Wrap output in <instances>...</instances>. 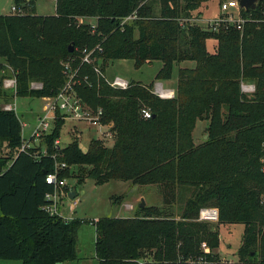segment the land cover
I'll return each mask as SVG.
<instances>
[{
  "label": "trees",
  "instance_id": "obj_1",
  "mask_svg": "<svg viewBox=\"0 0 264 264\" xmlns=\"http://www.w3.org/2000/svg\"><path fill=\"white\" fill-rule=\"evenodd\" d=\"M12 1L21 12L0 15V70L12 69L14 96H55L65 82L63 63L75 58L78 77L88 78L75 88L77 96L91 109H103L113 145L95 141L85 152L74 140L54 146L63 122L57 120L42 146L20 152L22 125L14 111L0 106V142L7 150L0 155V260L77 259V230L85 220L66 221L41 210L53 193L45 177L64 164L59 177L78 184L91 179L96 185L122 181L160 188L163 207L93 221L98 264H264V0L253 10L239 9L241 29L222 24L216 31L189 23L212 0H55L50 16L36 14L38 0ZM97 46L95 62L81 64V50ZM115 60H131L136 69L160 61L157 81H169L176 64L192 66L178 69L175 97L161 99L153 83L111 88L104 73ZM32 82L41 88L31 89ZM243 84L253 92L242 93ZM3 96L11 97L5 91ZM144 108L149 119L141 117ZM199 121L208 123L207 138L196 145ZM43 146L46 155H37ZM184 191L190 195L177 220L169 208ZM202 208L217 209L216 225L197 220ZM231 224L244 229L238 261L224 262L216 253L218 228Z\"/></svg>",
  "mask_w": 264,
  "mask_h": 264
},
{
  "label": "rangeland",
  "instance_id": "obj_2",
  "mask_svg": "<svg viewBox=\"0 0 264 264\" xmlns=\"http://www.w3.org/2000/svg\"><path fill=\"white\" fill-rule=\"evenodd\" d=\"M224 1L232 0H212L210 3L204 6L202 17L194 13L189 20L190 24L198 25L203 29H212L215 27V20L218 18H226L228 15L223 14L219 9V4ZM55 0H38L35 3V9L37 15L50 16L55 13ZM14 7L12 0H0V15L16 14L11 8ZM17 9L19 7L15 6ZM159 9V5L155 4V10ZM229 14L236 15L237 10H230ZM81 23H87L95 25V20L82 19ZM135 36L137 34L135 33ZM212 40L207 42V49L209 52L213 51ZM1 61V60H0ZM1 64V63H0ZM162 64L160 61H154L152 64L143 65L139 69L134 67V62L131 60H115L109 63L104 75L107 83L112 82L116 78L124 79L129 82H139L144 85L153 83V87L156 84H160L164 90H172L174 95L176 94L177 84V71L179 68L191 67L192 64L184 62L176 64L173 68L171 79L166 81H157L155 76ZM6 67L5 70H0V106L3 108L5 105L16 106V116L22 125V136L25 143L33 146L34 143L30 141L31 135L34 129L37 127V119L43 113V108L46 104L44 99L32 98V97H16L12 90L4 89L3 81L11 77V72ZM11 69V68H10ZM8 70V71H7ZM3 71V72H2ZM2 72V73H1ZM3 75V76H2ZM2 79V80H1ZM34 87H41L40 83L32 82ZM241 85V91L245 93ZM252 86V85H251ZM33 90H36L33 88ZM11 97L6 100L3 96V92ZM156 95V94H155ZM57 122V121H56ZM55 122V123H56ZM54 123V127H55ZM207 121H199L196 123L193 139L196 145L201 144L207 138ZM103 130H98L94 127H89L85 124L75 123L67 120L63 121L60 125V137L59 146L65 147L72 140L77 141L82 151H87L89 145L92 142L99 141L105 147H112L113 138H108L102 135ZM38 146L43 145L42 139L39 140ZM36 146V147H38ZM42 148H45L44 146ZM37 150V148H35ZM39 151V150H38ZM7 150L5 143L0 142V155H5ZM74 174L78 175V168L73 169ZM82 174V173H81ZM83 177V176H82ZM66 187L63 191H58L59 197L56 200L57 215L63 220L64 217L70 219L85 220L77 230L76 240V256L77 259L73 262L66 264H98L95 254V228L93 221L99 218H124L127 216H134L137 212V208L140 206L141 201L145 203V207L156 206L163 207V198L160 188L157 185L137 186L133 190L130 188L129 182L122 181H108L101 185H96L91 179H85L81 183H77L76 178H70L66 180ZM77 194L74 199H69L68 195L71 190ZM189 192H178L177 199L174 204L169 208V212L173 213V216L178 220L179 209L184 205V201L189 197ZM138 196L143 197L141 200H137ZM74 204V206H73ZM133 204V210H127L126 205ZM215 209V208H214ZM217 223V222H216ZM216 223H212L216 225ZM243 225L231 224L221 225L218 228L219 233V247L216 250L218 257L226 262H237V250L241 245V239L243 234Z\"/></svg>",
  "mask_w": 264,
  "mask_h": 264
},
{
  "label": "built area",
  "instance_id": "obj_3",
  "mask_svg": "<svg viewBox=\"0 0 264 264\" xmlns=\"http://www.w3.org/2000/svg\"><path fill=\"white\" fill-rule=\"evenodd\" d=\"M219 9L223 14H227L228 16L224 19L218 18L215 20V27L213 30H217L220 25H236L237 29H241L242 24H244V20L240 17L239 14V5L237 0L232 1H224L219 4ZM237 10V14H229L230 10ZM13 12L19 13L21 12L15 6L11 8ZM132 20V17L126 18L125 21ZM94 26V25H92ZM101 53L100 47H95L94 49L84 48L80 52V63L86 65H92L96 58L95 53ZM75 61V58L67 59L66 62L63 63V74L65 77V82L59 92L52 97L42 98L45 100L46 104L43 108V113L37 119V127L34 129L30 141L34 143L33 146H30L29 142L25 143L23 139V143L20 147V152L27 151L31 148H36L40 139L43 136L50 133L54 128V123L57 120L62 121H73L75 123L85 124L89 127H94L98 130H103L102 135L107 136L108 138H113V134L111 132L112 124L104 125L102 123L103 117V109L98 108L96 110L91 109L86 103H84L78 96L75 91L76 87H79L82 81L87 82L88 78L85 76L82 80L78 77L79 68H73L72 63ZM11 72V77L5 79L3 81L4 89L12 90L14 94H16V81L14 77V73L12 69L8 68ZM96 73L100 74L98 68H94ZM130 82L124 79L116 78L112 82L110 81L108 85L114 89L124 90L129 87ZM31 89H40L41 87H34V84L31 83ZM242 89L245 93L251 94L254 90L253 86L248 85L242 86ZM154 94H156L161 99H172L175 97L174 92L172 90H164L160 84H156L154 86ZM3 110L6 111H14L16 110L15 104L13 105H5ZM141 117L143 119H149L151 117L150 110L144 108L141 110ZM59 145V140L54 141V146ZM36 154L46 155V148H42L40 152L36 151ZM66 168L64 164H56L53 173L48 174L45 177V182L49 185L53 186V193L46 195L47 205L41 207V210L50 216L57 215V207L56 200L59 197L57 194L58 191H63L65 189L67 183L65 179H61L59 177V171ZM197 220L199 222L206 223H216L218 221V211L214 208H202L199 210ZM202 250L204 252H208V248L206 244H202Z\"/></svg>",
  "mask_w": 264,
  "mask_h": 264
},
{
  "label": "water",
  "instance_id": "obj_4",
  "mask_svg": "<svg viewBox=\"0 0 264 264\" xmlns=\"http://www.w3.org/2000/svg\"><path fill=\"white\" fill-rule=\"evenodd\" d=\"M258 0H237V3L239 5V8H243L245 10H249V9H255V6H256V2ZM72 51V48L70 47V52ZM69 199H74L76 197V193L73 189V191H71L68 195ZM140 208H143L145 207V203L144 201L142 200L141 203H140Z\"/></svg>",
  "mask_w": 264,
  "mask_h": 264
},
{
  "label": "crops",
  "instance_id": "obj_5",
  "mask_svg": "<svg viewBox=\"0 0 264 264\" xmlns=\"http://www.w3.org/2000/svg\"><path fill=\"white\" fill-rule=\"evenodd\" d=\"M10 14V13H9ZM7 15V14H6ZM201 17H202V15H201ZM212 46H213V49H214V46H215V43H214V41L212 40ZM3 72V71H2ZM1 72V73H2ZM166 82H168V81H166ZM169 89H171V90H174V88H169ZM133 188V190L134 191H136L137 189H135L136 187L135 186H132L131 184H130V188ZM71 191H73V190H71ZM70 191V192H71ZM77 195V194H76ZM141 199H143V197H140V196H138V198H137V200H141ZM73 206H74V204H73ZM126 208H127V210H133V208H134V206H133V204H127L126 205ZM129 217H132V216H127V217H124V218H129ZM64 219H68V220H72V219H70V218H68V217H64ZM0 264H22L20 261H13V260H0Z\"/></svg>",
  "mask_w": 264,
  "mask_h": 264
}]
</instances>
